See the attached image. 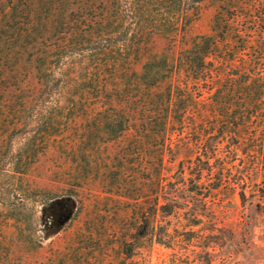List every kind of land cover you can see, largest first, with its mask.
I'll list each match as a JSON object with an SVG mask.
<instances>
[{
  "label": "rangeland",
  "instance_id": "374dc122",
  "mask_svg": "<svg viewBox=\"0 0 264 264\" xmlns=\"http://www.w3.org/2000/svg\"><path fill=\"white\" fill-rule=\"evenodd\" d=\"M112 2L0 0V264H168L202 248L188 231L210 219L228 236L215 264H264V199L213 189L210 163L189 167L190 134L172 120L159 135L154 106L121 99L146 93L143 64L175 48L153 35L131 69L113 65ZM213 13L199 1L184 40Z\"/></svg>",
  "mask_w": 264,
  "mask_h": 264
},
{
  "label": "trees",
  "instance_id": "16d2710c",
  "mask_svg": "<svg viewBox=\"0 0 264 264\" xmlns=\"http://www.w3.org/2000/svg\"><path fill=\"white\" fill-rule=\"evenodd\" d=\"M199 1L113 0L119 13L109 26L121 39L110 46L113 65L122 59L131 69L133 57L147 52L153 35L168 38L175 48L172 55L152 53L143 64L146 93L124 91L121 99L154 106L159 135L172 120L180 134H190L197 154L189 167L199 175L210 163L213 189L240 186L239 198L264 199V0H208L214 8L210 32L186 41L185 30L198 14ZM161 81L166 86L154 91ZM125 84L128 89L139 87L129 79ZM219 146L223 154L217 156ZM199 223L189 213L183 225ZM190 229L188 240L197 246L204 242L202 248L184 257L177 252L168 264H215L222 259L228 237L224 227L210 219L206 234Z\"/></svg>",
  "mask_w": 264,
  "mask_h": 264
}]
</instances>
